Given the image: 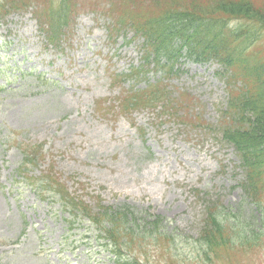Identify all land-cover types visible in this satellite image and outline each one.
<instances>
[{
    "label": "rangeland",
    "instance_id": "rangeland-1",
    "mask_svg": "<svg viewBox=\"0 0 264 264\" xmlns=\"http://www.w3.org/2000/svg\"><path fill=\"white\" fill-rule=\"evenodd\" d=\"M38 2L26 0L28 9L13 12L0 28V40L8 44L4 61L15 66L18 75L10 87L0 88V264H104L92 254L87 257L76 242L61 245L62 236L72 241L89 225L76 220L74 227L67 228L68 214L63 215L59 203L49 196L45 202L38 199L35 182L50 161L59 182L93 207V213L96 201L151 206L150 220L140 218L144 223L135 225V230L127 221L116 230L119 242H131V251H124L145 264H200L201 260L209 264L204 251L193 244L209 229H205L206 216L213 209L217 214L231 211L236 220L242 219L239 232L235 224L231 237L226 236L236 247L222 248L216 264H264V157L256 158L253 165L262 172L251 169L228 138L239 127L233 94L259 81L246 79L238 67L228 68L213 57L202 65L179 59L170 77L149 68L138 84L113 85V74L138 65L143 44L141 36L136 39L130 31L114 44L107 39V26L119 19L125 23L136 17L157 19L168 10L180 9L176 0H71L75 24L62 52L47 48L38 34L30 13ZM247 2L259 6L263 14L245 20L251 27L245 34L255 31L246 59L256 66L264 64V0ZM225 5L230 12L231 5ZM228 21L235 29L236 22ZM257 27L262 31L257 32ZM228 40L236 46L231 36ZM156 44L158 52L167 45ZM156 84L171 94L169 111L159 110L162 102L157 108L137 109L130 118L116 113L117 108L111 114L104 109L117 105L124 94L150 90ZM14 131H20L16 140ZM20 140L43 142L46 153L44 161L25 174L16 173L22 161L16 146ZM238 234L260 238L262 244L243 250ZM11 239L19 241L1 243ZM64 254L69 258L63 259ZM213 257L209 255L212 261Z\"/></svg>",
    "mask_w": 264,
    "mask_h": 264
},
{
    "label": "trees",
    "instance_id": "trees-1",
    "mask_svg": "<svg viewBox=\"0 0 264 264\" xmlns=\"http://www.w3.org/2000/svg\"><path fill=\"white\" fill-rule=\"evenodd\" d=\"M66 1H61L60 5L62 6L60 8L58 7L56 10L52 8L48 12L50 21L55 20L58 27L67 20L69 12L64 8ZM204 1L206 3L202 4L201 2ZM227 3L231 5L230 12L225 5ZM176 7H180V9L168 10L157 19L145 18L137 20L136 17L135 19H131L130 23H125L123 19H119L113 23V26L120 25L123 28H131L136 35L141 34V37H143L141 51L145 55L144 66L147 67L152 64L154 67L160 69L159 71L165 76L172 73L174 65L178 63L179 59L184 58L187 61L192 60L195 63L202 64L214 57L215 60L227 64L228 68L238 67L246 79H254L255 82L257 79L259 81L257 85H252L246 90L233 94L237 98L238 104L232 109L236 111L235 117L239 123V127L235 129L236 135L228 138L231 139L235 149L241 151L244 159L249 161V167L251 169L256 167L258 171L262 172L261 167H254L253 165L256 163V158L264 157V64L252 66V62L246 59V50L253 44L251 38L255 36V31H252V34H245L247 29L251 30L249 23L248 26L245 23L247 19L251 17L260 19L263 16L261 13L262 9L256 4L253 5L251 2H247V0H188L186 4H181L176 0ZM4 10L5 5L1 3L0 19ZM130 11L136 13L138 16L140 15L135 9H130ZM216 12H219L217 16ZM224 15L229 20L236 22L235 29L228 26L229 21ZM224 28L232 31L225 33ZM183 29L187 31L185 32ZM172 31L175 32L176 39L170 37ZM260 31H262L261 27H257V32ZM230 36L236 44L234 47L229 43L228 37ZM238 40L239 42L237 43ZM173 41L177 45L172 47L169 43ZM157 42L159 44H167L166 48L158 52ZM149 47H153L154 49L150 50ZM182 53H185V57H182ZM144 76L145 71L135 72L130 79L137 81L139 78H144ZM159 88L160 86L156 84L150 90L145 89V92H142L141 96L137 95L133 100L142 102V104L148 102L150 105H154L155 102L169 104L167 96L169 92L163 87ZM168 106L165 107L166 111H169ZM63 193L64 195L61 194V196L64 198L66 210L73 212L74 218L76 216H85L91 225H96L98 235L105 238L103 241L110 244L111 252L118 257L116 264L138 263L137 260L131 259L130 256L126 258L124 253H122L123 250L131 251V242H119L116 230L127 221L131 223L134 229L135 225L143 222L140 218L150 220L153 214L149 215L148 210L136 209L128 204L119 207H102L100 205L101 213H93L92 209L81 200L79 203L75 198H71L67 192ZM247 197L252 196L247 195ZM230 212H227V214L225 212L217 214L216 209L208 211L205 229L207 227L209 229L206 231L204 229L205 234L201 236L200 242L199 240L194 241L193 245L196 248L199 247L200 251H204L203 254H205V259L209 264H216L218 262L217 259H219L222 250L230 249L233 251L236 247L233 245L234 241L228 240L226 236H230V233L235 229L234 225L238 224L239 221L242 222V219H234V215L231 216ZM156 218H159V216H156ZM95 221H99V224H96ZM158 221L150 222L159 225L160 222ZM149 224H145L143 227ZM238 226L239 232L241 224H238ZM149 227L150 225L147 228ZM238 237L241 240L240 244L243 250H254L256 246L262 244L260 238L252 239L240 234H238ZM209 253L213 254L214 261L209 258ZM197 254L199 255V252ZM200 264L206 263L201 260Z\"/></svg>",
    "mask_w": 264,
    "mask_h": 264
}]
</instances>
